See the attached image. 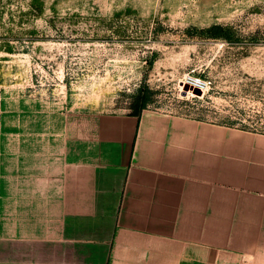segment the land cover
I'll list each match as a JSON object with an SVG mask.
<instances>
[{"label": "crops", "instance_id": "obj_1", "mask_svg": "<svg viewBox=\"0 0 264 264\" xmlns=\"http://www.w3.org/2000/svg\"><path fill=\"white\" fill-rule=\"evenodd\" d=\"M213 253L264 264L263 133L149 107L0 126V264H210Z\"/></svg>", "mask_w": 264, "mask_h": 264}, {"label": "rangeland", "instance_id": "obj_2", "mask_svg": "<svg viewBox=\"0 0 264 264\" xmlns=\"http://www.w3.org/2000/svg\"><path fill=\"white\" fill-rule=\"evenodd\" d=\"M142 105L264 134V0H0V126Z\"/></svg>", "mask_w": 264, "mask_h": 264}, {"label": "bare ground", "instance_id": "obj_3", "mask_svg": "<svg viewBox=\"0 0 264 264\" xmlns=\"http://www.w3.org/2000/svg\"><path fill=\"white\" fill-rule=\"evenodd\" d=\"M188 77L190 79H187L186 77L181 81V85H180V88H181V91L185 92V93H188L192 96H195L196 95V92L195 90L196 89H200L202 90L203 92L206 91L207 89V85L205 86L202 79L196 77V76H193V75H188ZM196 81V85H194V82ZM193 87V89H192Z\"/></svg>", "mask_w": 264, "mask_h": 264}, {"label": "trees", "instance_id": "obj_4", "mask_svg": "<svg viewBox=\"0 0 264 264\" xmlns=\"http://www.w3.org/2000/svg\"><path fill=\"white\" fill-rule=\"evenodd\" d=\"M208 30L211 31L213 33V35H222V32H221L222 31V27L221 26L213 25ZM142 108H144L143 105L142 106H139V107L136 106V108L133 109L132 112L133 113H136V112H138Z\"/></svg>", "mask_w": 264, "mask_h": 264}, {"label": "built area", "instance_id": "obj_5", "mask_svg": "<svg viewBox=\"0 0 264 264\" xmlns=\"http://www.w3.org/2000/svg\"><path fill=\"white\" fill-rule=\"evenodd\" d=\"M203 81V83H204V85L206 86H208V82L206 81V80H202ZM194 85H196V81L194 82ZM245 264H248V263H245Z\"/></svg>", "mask_w": 264, "mask_h": 264}]
</instances>
